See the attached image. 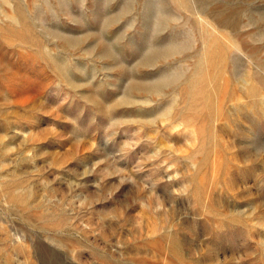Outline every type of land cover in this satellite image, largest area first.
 I'll list each match as a JSON object with an SVG mask.
<instances>
[{
    "label": "rangeland",
    "instance_id": "rangeland-1",
    "mask_svg": "<svg viewBox=\"0 0 264 264\" xmlns=\"http://www.w3.org/2000/svg\"><path fill=\"white\" fill-rule=\"evenodd\" d=\"M0 264H264V0H0Z\"/></svg>",
    "mask_w": 264,
    "mask_h": 264
}]
</instances>
